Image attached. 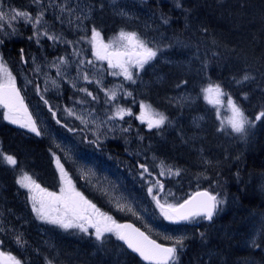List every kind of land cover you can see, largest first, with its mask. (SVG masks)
Here are the masks:
<instances>
[{
    "label": "rangeland",
    "instance_id": "obj_1",
    "mask_svg": "<svg viewBox=\"0 0 264 264\" xmlns=\"http://www.w3.org/2000/svg\"><path fill=\"white\" fill-rule=\"evenodd\" d=\"M148 1L66 0L67 5L76 9V15L80 16L81 20H75L65 12L62 14L64 23L55 19V15L58 14L55 6L47 7L44 19L47 21L49 33L62 34L63 39L71 41L72 44L59 41L54 43L48 40L47 36H41L39 42L35 37L29 39L33 36L34 30L31 24H25L23 20L12 21V27L8 26L7 21L0 22L3 24V27H0V39L3 40L0 48L7 47L13 39L16 42L32 43L36 49L23 52L22 48L20 63L3 62V52L0 49V61L7 66L15 78L16 88L41 134L36 135L27 128L5 120L3 107H0V119L9 123L10 127L36 135L50 144L53 170L50 175L52 180L49 182L52 187H49V192L60 194L61 178L57 167V160H59L75 190L94 204L100 212L111 216L117 224L121 223L122 218L134 221L154 240L165 245H172L177 238L184 237V241L187 237L189 238L188 224H199L198 238H203L208 233V226L205 223L200 224L205 221L203 218H196L189 222L180 221L186 222L184 225L166 220L153 196L149 195L148 187L155 180H159L163 189L159 185L153 187L156 198L161 204H178L186 192H191L190 188L197 187L194 182L199 183L206 177L202 172L204 169L202 164L188 168L165 161L158 153L160 148L157 147V141L161 142L162 148V143L168 135L176 134L179 143H170V147L173 150L179 147L180 155L185 158L190 155L197 160L202 152V147L198 146L199 140L206 136L202 134V131L212 128L220 132L218 134L222 144L219 142V145L217 143L216 145L226 152L228 146H231L232 150L235 149L234 142L245 139L253 128L251 127V130L247 128L243 134L233 132L228 124L232 116L227 103L229 95L223 92L225 95L219 97L220 103H209L203 92V89L210 86L206 83L202 86L183 84L185 88L176 89L173 95H166L164 97L166 105L172 111L170 115L162 113L167 119L160 128L149 129L146 122L142 123L136 118L140 115L142 102L150 105L145 99L150 82L161 84L164 81L161 68L158 66L159 62L168 66H177L179 71L185 74L193 73L194 75L197 68V54L186 51L181 54L182 56L175 57V53L169 54L170 43L163 42L162 33L157 31L158 26L154 24L153 16L149 12H144V4ZM64 2L65 0H56L57 4ZM41 3L46 7L52 3V0H41ZM9 8L29 11L33 16L37 11L36 5L31 3V0H0V9L8 12ZM142 13H144L143 16ZM69 19H73L72 24L67 22ZM117 19L127 23L124 31L135 32L149 46L160 49L157 56L142 69L135 67L130 69L135 82L126 80L119 74V68H109L107 60H98L93 55L92 29L96 28L101 34L100 38L104 43H108L122 31ZM100 26L104 28L105 34L99 30ZM13 27L17 30L16 34H6L12 33ZM171 41L177 43L176 46L179 50L181 49L179 42ZM60 57H64L68 63L61 65V74L57 75V68L53 65L59 62ZM81 61L84 63L81 64ZM37 67L40 69L38 72L35 71ZM113 72L117 74L112 75ZM85 75L89 77L87 81L84 80ZM53 80L58 86H53ZM73 84L76 87H73ZM80 88H86L92 96L79 91ZM109 90L116 91L114 100H109L105 95V92ZM41 96L44 99H41ZM210 97L215 98V93L210 94ZM45 100L48 103H45ZM233 101L242 109L235 99ZM117 107L130 109L133 115H125L122 119L118 117L109 119ZM66 109H71L75 114L69 116ZM53 112L56 113L55 117ZM149 115L145 113V120L149 118ZM77 117H83L86 123ZM57 120L60 123H57ZM179 120L181 124L178 123ZM0 123L2 124L1 121ZM236 153L234 158L238 160L240 151ZM140 164L148 167L151 176L147 173L141 176ZM164 167H170L173 172L179 170V175L167 173L160 175ZM23 173H20L17 179ZM180 175H184V181L177 194L165 181H175ZM195 192L197 190L192 191L190 196ZM36 194L40 195V193ZM212 195H218V199L224 201L223 204L218 205V214L223 213L228 206L236 207L235 195L224 192V189ZM17 201H20V198ZM118 205H123L124 210L121 211ZM129 207L132 211L128 210ZM118 218L121 219L118 220ZM0 227L5 229L4 232H0V240L8 239L11 242L10 247L17 253L15 255L9 250H3L4 246L9 248L5 241L0 244V251L15 256L22 264H46V258L53 260L54 264H77V262L79 264L77 255L84 256V254L87 259L90 258L91 264H124L128 257L125 247L118 243V239L112 233H106L103 241H97L94 234L86 235L78 229L66 231L37 219L29 199L28 205L21 211L0 207ZM9 229L11 231H8ZM94 231L89 229V233ZM16 235H20L26 242L23 246L16 243ZM225 235L226 231L222 232L221 237L225 238ZM81 244L88 248L87 253L84 249L77 247Z\"/></svg>",
    "mask_w": 264,
    "mask_h": 264
},
{
    "label": "trees",
    "instance_id": "obj_2",
    "mask_svg": "<svg viewBox=\"0 0 264 264\" xmlns=\"http://www.w3.org/2000/svg\"><path fill=\"white\" fill-rule=\"evenodd\" d=\"M144 6V12L153 16L158 32L162 33L163 42L170 43L169 54L175 53V57L182 56L185 51L197 54L194 75L180 72L177 66L158 63L164 81L161 84L151 81L145 96L152 108L170 115L172 110L166 105V95L185 88L183 84L202 86L206 83L219 85L254 121L252 132L246 133L245 139L234 142L235 149L228 146L226 152L216 145L222 141L220 132L212 128L202 131L206 136L199 140L202 152L197 160L190 155L188 158L180 155L179 147L174 150L170 147V143L178 142L176 134L168 135L162 148L161 142L157 141L158 153L168 163L188 168L203 165L206 178L194 182L197 187L190 188L191 192L208 189L216 194L224 189L236 198V207L228 206L223 213L216 212L210 222L206 219L201 222L209 229L203 238L197 236L199 224H188L190 236L184 241L178 264H264V120L255 121V116L264 110V0H149ZM165 19L167 23H164ZM116 21L124 31L127 23ZM103 29L100 26L99 30L105 34ZM171 40L179 42L181 49ZM10 41L7 47L0 48L3 62L20 63L22 51L36 50L32 43ZM245 73L252 79L238 84L236 81ZM0 121V149L13 155L18 162L15 167L0 163V207L21 211L28 205V190L17 184V176L25 172L48 191L53 170L51 147L44 139L16 130L2 119ZM236 151H240L238 160L234 158ZM183 176L165 182L178 194ZM190 193L186 192L178 204ZM123 220L126 219L120 221ZM184 223L180 222V225ZM224 231L226 235L222 238ZM253 238L258 247L251 245ZM2 240L9 247L2 249L16 255L17 252L10 247L11 242L6 238ZM77 247L87 253L88 248L82 244ZM127 256L124 264H140L136 256L129 253ZM78 258L79 264H91L85 254L78 255Z\"/></svg>",
    "mask_w": 264,
    "mask_h": 264
},
{
    "label": "snow or ice",
    "instance_id": "obj_3",
    "mask_svg": "<svg viewBox=\"0 0 264 264\" xmlns=\"http://www.w3.org/2000/svg\"><path fill=\"white\" fill-rule=\"evenodd\" d=\"M31 3L35 4L37 8L34 16L29 11L18 10L16 8H9L8 12L0 9V22L7 21L8 26L12 27V21L23 20L25 24H31L34 30L33 36L29 37V39L35 37L37 42H39L41 36H47V39L54 43L59 41L72 44L71 41L64 40L62 34L49 33L44 14L47 7L55 6V8L58 9V14L55 15L57 21L64 23L62 14L65 12L75 20H81V17L76 15V9L67 5L66 0L64 3L59 4L56 3V0H52V3L46 7L42 5L41 0H31ZM177 7H180L179 2H177ZM67 22L72 24L73 19H69ZM164 23H167L166 19ZM0 27H3L2 23H0ZM41 28H43V31H41ZM16 31L17 30L13 27L12 33L6 34L14 35ZM100 36V32L96 28H93L91 39L93 55L98 60H107L109 68H119V74L123 75L126 80H132L133 82L135 81L133 80V73L130 69L132 67L142 69L144 65L153 60L157 56L158 51H160L159 48L149 46V44L140 39L135 32H126L122 30L115 39L108 43H104ZM0 43H3L2 39H0ZM66 63H68V61L64 57H60L59 62L53 65L57 68V75L61 74V65ZM80 63L83 64L84 61ZM88 63H92V61H88ZM35 71H40L39 67H37ZM111 74L116 75L117 73L113 72ZM88 79L89 77L85 75L84 80L87 81ZM250 79H252V77L245 73L242 79L236 82L239 84ZM52 84L53 86H58L55 80L52 81ZM73 87H76V85L73 84ZM37 91L39 92V88H37ZM79 91L86 93L88 96H92V93L86 88H80ZM203 92L205 93V99L213 104L220 103L219 97L225 95L219 85H210L203 89ZM212 93H215V98L210 97ZM105 95L109 100H114L116 98V91H106ZM128 95L131 94L128 93ZM41 99H44V97L41 96ZM93 99H96V97H93ZM45 103H48L47 100H45ZM227 103L232 112L228 124L233 132L243 134L246 132L247 128L254 126V121L244 113L233 101L231 96L228 97ZM0 107L4 109L3 118L5 120L12 124H17L22 128H27L29 131L36 133V135L41 134L36 126V122L28 112L27 106L23 102L19 90L16 88L15 78L2 61H0ZM49 111H51V108H49ZM66 111L69 116L75 114L71 109H66ZM146 112L150 114L147 120H145ZM52 114L53 117L56 116L55 112ZM125 115L131 116L133 113L130 109L117 107L113 116H110L109 119L115 117L122 119ZM77 118L81 119L83 123H86L83 117ZM136 118L142 123L146 122L149 129L160 128L167 119L162 113L152 109L151 105L143 102L140 104V115ZM261 120H264V110L255 117V121ZM57 123H60V121L57 120ZM69 131H72V129H69ZM124 131H128V129H124ZM3 162L13 167L18 163L13 155L5 154L3 150L0 149V163ZM57 167L60 170L61 178L59 195L42 188L27 173H23L16 181L21 188H26L29 191L28 199L37 219L56 225L66 231L69 229H78L86 235L94 234L97 241H103L106 233H112L118 240L122 241L128 249L137 253L141 259L147 261L148 264H178L179 253L182 252L185 247L184 237L175 239L171 246L165 247L156 243L155 240L150 239L144 232L140 231L138 228H134L131 224H117L111 216L100 212L94 204L85 199L80 192L75 190L72 181L68 179L67 173L60 165L59 160H57ZM140 168L142 169V177L145 173L151 176L146 165L140 164ZM165 173L168 175H179V170L173 172L170 167H164L160 175H165ZM155 185H159V187L163 189V185L160 184L159 180H155L154 183L150 184L148 187V193L153 196L163 217L174 223L195 220L197 217H202L203 219L211 221L218 211V205L224 203V201L218 199L216 195H212L208 191H203L197 192L194 197L185 200L181 204H161L153 194V187ZM36 193H40V195L37 196ZM118 207L121 211L124 210L123 205H118ZM128 210L132 211L131 207H129ZM90 228L95 230L94 233H89ZM4 231L5 229L0 227V232ZM8 231H11V229ZM201 235L203 236V234ZM15 239L16 243L21 246L26 243L21 239L20 235H16ZM2 243L3 240H0V244ZM251 245L253 247L259 246L255 238L251 240ZM0 264H22V262L15 256L0 251ZM46 264H54V262L46 258Z\"/></svg>",
    "mask_w": 264,
    "mask_h": 264
},
{
    "label": "water",
    "instance_id": "obj_4",
    "mask_svg": "<svg viewBox=\"0 0 264 264\" xmlns=\"http://www.w3.org/2000/svg\"><path fill=\"white\" fill-rule=\"evenodd\" d=\"M203 191H206V190H201V191H198V192H203ZM196 193H197V192L191 194V196H190L189 198L194 197ZM189 198H188V199H189ZM188 199H186V200H188ZM183 202H184V201H183ZM183 202H182V203H183ZM180 204H181V203H180ZM121 224H122V225H123V224H131L134 228H138V229H140L135 223H133V222H131V221L124 220V222L121 223ZM140 231H142V230L140 229ZM142 232H144L145 235H147L150 239L154 240L151 236H149V234H148L147 232H145V231H142ZM118 241H119L120 244L124 245V247H125V249L127 250L128 253H130V254L133 255V256H136L137 259H138L142 264H148V262L142 260L141 257H140L137 253H134V252H132L130 249H128L127 246H126L122 241H120V240H118ZM155 241H156V243L161 244V245H163V246H165V247L171 246V245H165V244H163V243H160V242H158L157 240H155Z\"/></svg>",
    "mask_w": 264,
    "mask_h": 264
},
{
    "label": "bare ground",
    "instance_id": "obj_5",
    "mask_svg": "<svg viewBox=\"0 0 264 264\" xmlns=\"http://www.w3.org/2000/svg\"><path fill=\"white\" fill-rule=\"evenodd\" d=\"M125 3V2H124ZM123 3V4H124ZM127 6V5H126ZM125 19V18H124ZM150 22V21H149ZM149 26V25H148ZM87 27V26H86ZM158 31V30H157ZM12 38V37H11ZM28 46V45H27ZM34 46V45H33ZM32 51V50H31ZM20 52V51H19ZM189 57V56H188ZM172 119V118H171ZM204 121V120H203ZM253 128V127H252ZM167 129V128H166ZM250 129V128H249ZM251 130V129H250ZM149 147V146H148ZM146 148V147H145ZM148 149V148H147ZM142 155V154H141ZM153 155V154H152ZM145 156V155H144ZM158 157V156H157ZM149 160V159H148ZM151 161V160H150ZM127 162V161H126ZM138 162V161H137ZM154 163V162H153ZM146 164H147V162H146ZM174 167V166H173ZM180 172V171H179ZM181 174V173H180ZM133 187V186H132ZM201 190V189H200ZM228 201V200H227ZM200 219V218H199ZM194 221V220H193ZM201 221V220H200ZM31 222V221H30ZM201 224V223H200ZM22 225V224H21ZM197 225V224H196ZM154 230V229H153ZM217 231V230H216ZM31 232V231H30ZM157 234V233H156ZM159 235V234H158ZM45 236V235H44ZM38 239H40V238H38ZM7 242V241H6ZM49 245V244H48ZM33 246V245H32ZM31 246V247H32ZM35 249V248H34ZM58 251V250H57ZM34 252V251H33ZM59 252V251H58ZM29 253H31V252H29ZM57 253V252H56ZM56 253H55V255H56ZM60 253V252H59ZM58 253V254H59ZM47 256V255H46ZM57 256V255H56ZM75 256H76V254H75ZM45 257V256H44ZM55 257V256H54ZM77 257H78V255H77ZM46 258V257H45ZM49 258V257H48ZM60 258V257H59ZM71 258V257H70ZM73 258V257H72ZM52 259H54V258H52ZM74 259V258H73ZM62 261V260H61ZM73 261V260H72ZM73 262H75V261H73ZM77 264H78V262H77ZM110 264V263H109Z\"/></svg>",
    "mask_w": 264,
    "mask_h": 264
}]
</instances>
